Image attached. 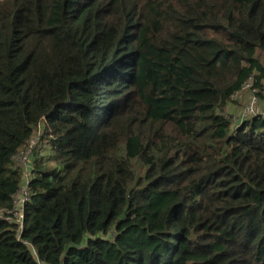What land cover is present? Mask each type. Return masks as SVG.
Segmentation results:
<instances>
[{
	"label": "trees",
	"instance_id": "16d2710c",
	"mask_svg": "<svg viewBox=\"0 0 264 264\" xmlns=\"http://www.w3.org/2000/svg\"><path fill=\"white\" fill-rule=\"evenodd\" d=\"M259 53L264 0H0V264H264Z\"/></svg>",
	"mask_w": 264,
	"mask_h": 264
},
{
	"label": "rangeland",
	"instance_id": "374dc122",
	"mask_svg": "<svg viewBox=\"0 0 264 264\" xmlns=\"http://www.w3.org/2000/svg\"><path fill=\"white\" fill-rule=\"evenodd\" d=\"M258 59L261 62V64L264 66V56L259 53ZM255 89H256V94H257L256 96L258 99L257 109H259L260 113H263L264 112V81L262 82V88L261 89H259L257 87H255ZM251 94H252L251 91H249L248 88H245L238 96L233 98L231 103L229 104L228 108L226 109V115H232V116L234 115V117L236 119L239 118L238 114L240 112V115H241V111L246 107V105H247V103L251 97ZM249 117H252V116H248L247 118H249ZM41 131H42V129L39 128L38 133L41 134ZM39 139H40L39 134H37L33 137V141H37ZM33 141L30 143V146L26 152H28L30 150V148L32 147V145L34 144ZM35 147H37V146L35 145L30 150V153L27 154V157H30V160H31V157L34 155V152L36 154L35 157H37L38 155L40 157V155L43 153H44V155L47 154L48 147L44 146V144L42 146L38 144L37 150ZM27 157L25 154H23L22 156L14 159L15 165L18 168H20L21 171H24V169H25L26 160L28 159ZM29 163H30V161L28 162V164ZM27 178H28V174L24 173V175H22V179L24 180V184H25V179H27ZM23 198H24V193H22V190L20 188V191L18 192V194L15 197V203H17L20 199L23 200ZM13 220H16V218L14 217Z\"/></svg>",
	"mask_w": 264,
	"mask_h": 264
},
{
	"label": "built area",
	"instance_id": "2783aa9c",
	"mask_svg": "<svg viewBox=\"0 0 264 264\" xmlns=\"http://www.w3.org/2000/svg\"><path fill=\"white\" fill-rule=\"evenodd\" d=\"M245 88H248L249 89V85L247 84L246 86H245ZM244 88V89H245ZM243 89V90H244ZM251 97H250V99H249V101H248V103H247V105H246V107L241 111V115H240V112H239V118H235L234 117V115L231 117V119H233V120H235V121H240V120H242V119H244V118H247L248 116H255V115H257V114H264V112L263 113H260L259 112V109H257V104H258V99L256 98V90H251ZM240 94V93H239ZM238 96V95H237ZM34 137V136H33ZM33 137H32V139L28 142V144L26 145V147H25V149L23 150V152L21 153V155L20 156H22L23 154H25L26 155V157H27V154L28 153H30V150L36 145H38V143H39V140H37V141H33ZM34 142V144L32 145V147L30 148V150L28 151V152H26L27 150H28V148H29V146H30V143L31 142ZM19 156V157H20ZM18 158V157H17ZM28 159L26 160V164H25V169H24V173H26L27 174V170H28V166H29V164H28V162L29 161H31L30 160V157H27ZM21 190H22V193H24V198H23V200L22 199H20L17 203H15V209L13 210V212H12V214H13V216L14 217H17L18 219H20L21 218V214L19 213V211H20V209H21V206H22V204L24 203V202H26V201H28V197L26 196V193H25V191L22 189V185H21ZM20 191V190H19ZM16 197V196H15ZM15 197H14V202H15ZM13 218H11L10 220H12Z\"/></svg>",
	"mask_w": 264,
	"mask_h": 264
}]
</instances>
